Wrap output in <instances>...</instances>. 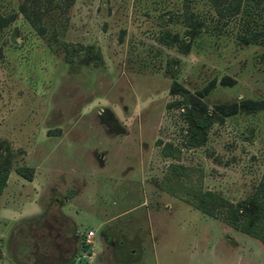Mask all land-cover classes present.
<instances>
[{"label": "rangeland", "instance_id": "obj_1", "mask_svg": "<svg viewBox=\"0 0 264 264\" xmlns=\"http://www.w3.org/2000/svg\"><path fill=\"white\" fill-rule=\"evenodd\" d=\"M23 1L0 0L13 16L0 28V264H264L262 241L158 187L169 141L203 187L233 202L254 190L264 108L215 104L264 100V3L219 17L211 0H51L40 34ZM172 82L201 105L174 103Z\"/></svg>", "mask_w": 264, "mask_h": 264}, {"label": "trees", "instance_id": "obj_2", "mask_svg": "<svg viewBox=\"0 0 264 264\" xmlns=\"http://www.w3.org/2000/svg\"><path fill=\"white\" fill-rule=\"evenodd\" d=\"M51 0H26L19 4V10L28 17L40 34L45 31L40 23V15L46 11L51 4ZM242 0H211L215 12L219 17H227L239 11ZM255 5L264 3V0H250ZM10 16L0 15V28L12 19ZM203 23L198 19L190 21V26ZM221 81H230L223 77ZM207 87L204 88V91ZM170 93L179 95V99L174 103H188L193 107H199L201 101L193 93L176 82H172L169 87ZM199 96L203 92H197ZM243 106L246 112H254L264 108V100L257 98H243L239 102L218 103L215 104L217 113L221 115L232 114L237 107ZM160 154L170 157L166 169L158 183V187L169 194L178 196L200 212L220 219L230 227L252 236L264 243V168L256 182L254 190L248 198L239 202H233L215 190L202 186V170L196 166L182 164L178 162L180 157V148L169 141L160 142ZM14 171L26 179H31L32 167L27 165H18ZM8 176L7 168H0V193L6 184Z\"/></svg>", "mask_w": 264, "mask_h": 264}, {"label": "built area", "instance_id": "obj_3", "mask_svg": "<svg viewBox=\"0 0 264 264\" xmlns=\"http://www.w3.org/2000/svg\"><path fill=\"white\" fill-rule=\"evenodd\" d=\"M92 234H93L92 230H88V231L86 232V237L89 238Z\"/></svg>", "mask_w": 264, "mask_h": 264}, {"label": "crops", "instance_id": "obj_4", "mask_svg": "<svg viewBox=\"0 0 264 264\" xmlns=\"http://www.w3.org/2000/svg\"><path fill=\"white\" fill-rule=\"evenodd\" d=\"M3 188H4V187H3ZM2 191H3V189H2ZM2 191H1V192H2ZM21 216H22V215H21Z\"/></svg>", "mask_w": 264, "mask_h": 264}]
</instances>
